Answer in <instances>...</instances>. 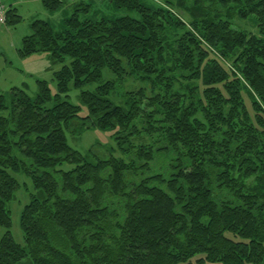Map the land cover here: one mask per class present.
I'll list each match as a JSON object with an SVG mask.
<instances>
[{
	"label": "trees",
	"instance_id": "trees-1",
	"mask_svg": "<svg viewBox=\"0 0 264 264\" xmlns=\"http://www.w3.org/2000/svg\"><path fill=\"white\" fill-rule=\"evenodd\" d=\"M112 3L140 18L76 1L64 30L36 19L23 38L22 56L63 65L52 107L46 80L36 98L0 94V264H264V0ZM253 16L259 34L232 27ZM21 21L9 5L1 25ZM131 78L142 86L127 89ZM73 87L86 116L62 98ZM75 123L114 131L117 148H73ZM15 173L35 190L25 245L10 230Z\"/></svg>",
	"mask_w": 264,
	"mask_h": 264
},
{
	"label": "rangeland",
	"instance_id": "rangeland-1",
	"mask_svg": "<svg viewBox=\"0 0 264 264\" xmlns=\"http://www.w3.org/2000/svg\"><path fill=\"white\" fill-rule=\"evenodd\" d=\"M4 1V0H3ZM8 5H12V0H5ZM16 8L18 13L22 16V21L16 26L1 25L0 24V94L5 95L9 104L12 99V89L21 88L25 90L31 98H36L39 93L38 79L46 80L51 89V94L53 99L47 103L48 107H52L56 101L55 96L58 93L57 82L54 79V72L58 71L63 63L54 62L50 58L49 52H38L29 56H22L19 49L22 46L23 38L28 34H31V23L36 19L47 18L51 20L52 24L56 27L55 30L62 31L53 19L57 17L58 14L48 16L45 13H55L52 10L46 9L39 0H16ZM20 1V2H19ZM70 3V6L74 2L80 0H64ZM145 4L152 7L166 5L167 1L177 2L178 0H143ZM192 3L193 0H188ZM36 2V3H35ZM42 2V0H41ZM93 8L98 9L100 12L98 15L94 16L97 18L108 17L115 19L120 16L130 15L135 18H140V15L135 10H126L117 8L112 0H94L92 2ZM7 5V6H8ZM69 6H67V18L72 14L69 11ZM61 9V8H60ZM183 17H189L190 15L183 12L179 8H176ZM217 10H223L221 6H218ZM45 12V13H44ZM186 13V14H184ZM59 22V20H58ZM232 27L237 30L246 31L248 33L259 34L258 20L256 17H249L247 19L235 18L233 20ZM70 62V58H67L66 64ZM103 77L105 79L112 78L113 75L110 74L108 69H104ZM142 83L139 80L129 79L126 83L127 89L139 88ZM80 89L71 88L68 96L62 95L63 99H68L72 103L81 106L80 116L88 115V109L82 104L80 98ZM5 115H8V110L4 111ZM65 132L68 138L69 144L83 152L87 153L91 148L96 146L102 152L106 153L107 150H114L117 148L116 141L114 139V131L111 130H101L99 128H86L84 125H79L75 123L73 127H65ZM98 150V149H97ZM115 155L120 156V151H116ZM165 160L162 162L164 163ZM159 165V161L154 163V166ZM63 169H71L73 165L65 162L62 167ZM155 170H157L155 168ZM19 182L20 188L16 192V197L9 203V208L11 209L12 215V227L11 232L15 240L25 245L24 232L21 227V213L22 209L30 200V195L35 192L32 181L26 175L22 173L14 174ZM7 231V228L0 226V239ZM27 261V260H26ZM29 264V262H26Z\"/></svg>",
	"mask_w": 264,
	"mask_h": 264
},
{
	"label": "crops",
	"instance_id": "crops-1",
	"mask_svg": "<svg viewBox=\"0 0 264 264\" xmlns=\"http://www.w3.org/2000/svg\"><path fill=\"white\" fill-rule=\"evenodd\" d=\"M74 1H76V0H74ZM80 1H85L86 3H90L92 6H93V4H92V2L94 1V0H80ZM16 2H18V1H16V0H12V3H10V4H12V5H14V7H16L17 5H16ZM20 2V1H19ZM39 2L42 4V2H41V0H39ZM36 3V2H35ZM42 6H43V4H42ZM67 6H69L68 8H69V11L68 12H72V10H73V5H71L70 6V3H68V2H65V4H64V6L63 7H61V9H59V10H57V11H54L55 13H45L46 15H50L51 14V16H52V19H53V16L55 15V14H58L57 15V17L55 18V19H53L52 21H54L55 23H56V25H58V27L60 28V29H64V27H65V23H66V19H67ZM100 11L98 10V9H96V8H94L93 9V14L96 16V15H98V13H99ZM43 20H46V21H48L54 28L56 27L54 24H52V22H51V20H49V19H47V18H42ZM58 20H59V22H58ZM56 29V28H55Z\"/></svg>",
	"mask_w": 264,
	"mask_h": 264
},
{
	"label": "built area",
	"instance_id": "built-area-1",
	"mask_svg": "<svg viewBox=\"0 0 264 264\" xmlns=\"http://www.w3.org/2000/svg\"><path fill=\"white\" fill-rule=\"evenodd\" d=\"M6 5L3 2V0H0V24L5 23L6 22Z\"/></svg>",
	"mask_w": 264,
	"mask_h": 264
}]
</instances>
